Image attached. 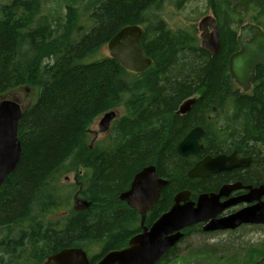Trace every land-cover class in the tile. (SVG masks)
Returning a JSON list of instances; mask_svg holds the SVG:
<instances>
[{
	"label": "trees",
	"instance_id": "16d2710c",
	"mask_svg": "<svg viewBox=\"0 0 264 264\" xmlns=\"http://www.w3.org/2000/svg\"><path fill=\"white\" fill-rule=\"evenodd\" d=\"M43 1L0 0V95L38 91L18 123L20 161L0 186V253H17L11 264H43L65 248L84 250L93 264L125 248L140 232V218L119 196L149 165L167 185L147 214L148 227L178 191H206L225 180L187 178L194 158L180 157L176 145L195 126L204 129V153L237 150L251 157L245 180L264 182V64L248 93L228 72L235 29L250 23L264 31V0H206L219 27L215 56L200 47L194 24L169 27L160 15L164 0H53L66 4L65 14L51 17L41 14ZM127 25L144 31L140 44L151 64L139 74L98 56ZM189 99L188 112L176 114ZM110 111L119 115L109 132L91 140L90 127ZM74 196L88 208L77 209ZM183 233L179 243L204 234L198 226ZM178 244L157 264L175 259ZM262 246L230 264H264ZM194 257L203 259L198 264L220 261L201 250Z\"/></svg>",
	"mask_w": 264,
	"mask_h": 264
},
{
	"label": "water",
	"instance_id": "95a60500",
	"mask_svg": "<svg viewBox=\"0 0 264 264\" xmlns=\"http://www.w3.org/2000/svg\"><path fill=\"white\" fill-rule=\"evenodd\" d=\"M200 47L211 56L220 48L219 27L213 15L203 17L197 24ZM143 29L138 25L122 27L107 42L110 58L124 70L142 73L150 66L151 60L144 56L140 44ZM239 50L228 59V72L231 80L243 93H247L253 82L256 68L264 64V31L257 25L246 24L240 27L237 35ZM194 99L182 103L176 114L185 115ZM23 110L15 100H0V186L17 166L21 158V146L18 139V123ZM118 112L104 113L98 121V131L106 135ZM204 131L196 127L189 131L176 145V153L182 157L200 153L203 145L199 143ZM249 159H237L235 153L230 156L217 155L204 157L190 168L188 179H201L220 172L244 166ZM167 181L157 176L153 165L144 167L134 175L129 189L120 194L119 199L140 217L138 234L132 236L125 248L104 254L94 264H157L166 251L183 239V230L194 225L204 224V233L214 231H233L242 225L264 227V186L251 189L246 196L230 199L223 203L219 200L237 188L236 185H224L218 194H202L196 202L189 200L188 192H180L173 198L169 210L161 214L149 227L144 226L146 214L151 211L160 198V192ZM74 205L86 209L89 202L74 198ZM256 202L226 217L217 216L239 203ZM43 264H90L88 255L79 248H65L49 255Z\"/></svg>",
	"mask_w": 264,
	"mask_h": 264
},
{
	"label": "rangeland",
	"instance_id": "374dc122",
	"mask_svg": "<svg viewBox=\"0 0 264 264\" xmlns=\"http://www.w3.org/2000/svg\"><path fill=\"white\" fill-rule=\"evenodd\" d=\"M65 5L66 4L64 2L44 0L41 14L48 15L50 17L55 14L63 16L65 14ZM80 5L81 2H79L76 7L79 9ZM160 15L172 29H184L192 24H194L197 29L198 22L203 17L212 15V12L209 8H207L206 0H185L179 2L178 0H164ZM235 30L238 34L239 30ZM197 35L199 37L198 31ZM98 56H108L106 45L99 51ZM37 93V89H17L16 91L1 94L0 100L3 98L15 100L24 111L29 106L34 104L37 98ZM100 117L96 119L90 127V139L93 141L100 140L106 136L104 134H100L98 131V121ZM64 179L65 182L72 183L75 177L73 174H67L64 176ZM74 197L84 200L81 196ZM58 214L59 210L57 209L55 215L51 216L55 217L58 216ZM4 237L5 233L1 231L0 238L3 239ZM263 243L264 227L262 226H241L236 230L226 231L225 233H193L178 244L176 249V258L165 264H198V262L203 261L202 258H198L197 262L194 257V253L198 250H201L203 254H207L216 260H220L219 263L216 261H208L206 264H230V257H237L238 260L243 262L247 254L256 249L262 250ZM1 251L2 250H0V252ZM17 258V253L14 251H10L6 256L3 253H0V261L4 264H11Z\"/></svg>",
	"mask_w": 264,
	"mask_h": 264
},
{
	"label": "flooded vegetation",
	"instance_id": "af4514ba",
	"mask_svg": "<svg viewBox=\"0 0 264 264\" xmlns=\"http://www.w3.org/2000/svg\"><path fill=\"white\" fill-rule=\"evenodd\" d=\"M238 35V34H237ZM237 38V37H236ZM239 50V46H238V49L235 51L237 52ZM257 70V68H256ZM255 70V72H256ZM252 89V87L250 88V90L248 92H250ZM241 91V90H240ZM242 92V91H241ZM247 92V93H248ZM243 93V92H242ZM196 127H200L202 128L201 126H195L193 127L192 129L196 128ZM192 129H190L189 131H191ZM203 129V128H202ZM188 131V132H189ZM204 131V129H203ZM187 132V133H188ZM186 133V134H187ZM203 136H204V133L202 135V137L200 138L199 140V143L202 144V139H203ZM263 136H264V131H263ZM183 139V138H182ZM181 139V140H182ZM180 140V141H181ZM179 141V142H180ZM178 142V143H179ZM204 148V147H203ZM233 153H236L235 156L237 159H249L248 163L245 164L244 166H240V167H237V168H234L232 170H229V171H224V172H220L218 174H214V175H211V176H208V177H205V178H201V179H192V180H196L197 182L198 181H204V182H208V181H211L213 179H216L217 176H226L227 178L223 181H218L217 183H215L210 189L206 190V191H196L195 192H191V191H187V190H183V191H178L177 193L174 194V196L180 192H188L189 193V200L192 201V202H196L198 196L202 195V194H216L220 191V189L222 188V186L224 185H236L238 184L237 188L234 189L233 191H231L226 197H221L220 198V202L223 203L224 201L228 200V199H237L239 197H242V196H245L246 194L249 193V191L251 190V188H258L260 186H264V182H258V183H253V182H248L246 181L245 179H247L246 177V174L248 172V169H249V166H250V160H251V157H248V156H244L242 153H239V151H232V152H225V153H220V154H212V153H204V149H202L200 151L199 154L197 155H194V156H188L187 158H194V161H193V165L190 167L192 168L197 162H199L200 160H202L204 157L206 156H210V157H215L217 155H225V156H230L232 155ZM186 158V159H187ZM232 175H235L236 177L234 178H231ZM162 192V191H161ZM160 192V194H161ZM174 198V197H173ZM173 201V200H172ZM260 201L264 203V196H261L260 198ZM256 202H249V203H239V204H236L235 206L233 207H230L228 208L227 210H223L218 216L217 218H222V217H226L228 215H231L239 210H242L244 208H247V207H250L252 205H254ZM173 204V203H172ZM172 206V205H171ZM170 206V207H171ZM77 209H84L82 208L81 206H77L76 207ZM169 210V209H168ZM167 210V211H168ZM165 211V212H167ZM150 212V211H149ZM148 212V213H149ZM164 212V213H165ZM147 213V214H148ZM147 214H146V217H147ZM140 218V217H139ZM145 221H146V218H145ZM145 221H144V226L148 227V225H145ZM139 226H140V222H139ZM193 226H198L201 230L204 226V224H194L190 227H193ZM248 226H252V225H248ZM185 230V229H184ZM141 231V229H140ZM183 232V231H182ZM203 232V231H202ZM204 233V232H203ZM88 255V254H87ZM89 257V261H90V264H92V261H93V257L91 256H88ZM94 264V263H93Z\"/></svg>",
	"mask_w": 264,
	"mask_h": 264
},
{
	"label": "bare ground",
	"instance_id": "6f19581e",
	"mask_svg": "<svg viewBox=\"0 0 264 264\" xmlns=\"http://www.w3.org/2000/svg\"><path fill=\"white\" fill-rule=\"evenodd\" d=\"M246 24H250V23H245V24H243V25H246ZM243 25H241V26H243ZM254 25V24H253ZM240 26V27H241ZM240 27H238L237 29L239 30L240 29ZM203 145V144H202ZM236 154V153H235ZM207 157V156H206ZM251 189H254V188H251ZM219 193V192H218ZM218 193H216V194H218ZM247 195V194H246ZM245 195V196H246ZM243 197V196H242ZM120 200V199H119ZM228 200H230V199H228ZM121 201V200H120ZM227 201V200H226ZM225 202V201H224ZM227 210V209H226ZM226 231H214V232H207V233H204V234H214V233H225ZM183 236H184V233H183ZM80 249V248H79ZM84 251V250H83ZM85 252V251H84ZM86 253V252H85ZM87 254V253H86Z\"/></svg>",
	"mask_w": 264,
	"mask_h": 264
}]
</instances>
